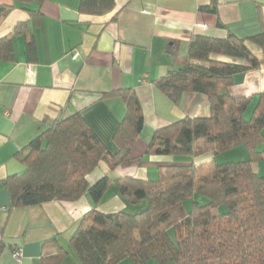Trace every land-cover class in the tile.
<instances>
[{
	"label": "trees",
	"instance_id": "16d2710c",
	"mask_svg": "<svg viewBox=\"0 0 264 264\" xmlns=\"http://www.w3.org/2000/svg\"><path fill=\"white\" fill-rule=\"evenodd\" d=\"M43 1L13 0L12 5H0V19L17 6L36 21ZM114 8V0L79 2V12L87 15H104ZM200 10L217 13V0H210ZM28 31L29 22L14 29L15 33ZM248 41L260 48L261 60L252 54ZM34 42L31 35L26 42L28 55L35 51ZM166 51L178 58L173 42ZM13 59L11 37H1L0 60ZM181 62L157 79L155 86L175 104L183 93H202L210 113L186 116L154 130L146 154L200 161L168 165L156 180L115 179L118 193L128 204L144 202L136 212L96 210L94 205L103 199L111 179L107 173L94 182L87 178L101 162L113 171L137 161L130 154L143 127V115L130 90L103 94L122 92L126 106L112 136L113 149L75 112L49 125L19 152L26 166L23 173L2 179L10 209L53 200L76 201L83 195L88 198L93 207L83 214L71 238L80 264H117L123 259L132 264H264V175L254 169L256 164H264V90L257 94L247 118L244 112L250 99L229 92L234 74L264 64V32L247 38L231 32L223 38L193 35ZM239 145L247 147L249 159L212 163L215 154ZM205 154L209 159L201 160ZM210 162L212 167L204 171ZM188 201H192L190 210ZM222 206L226 211L217 212ZM61 252L58 248L56 254L44 256L42 264H60Z\"/></svg>",
	"mask_w": 264,
	"mask_h": 264
},
{
	"label": "crops",
	"instance_id": "0c3cea01",
	"mask_svg": "<svg viewBox=\"0 0 264 264\" xmlns=\"http://www.w3.org/2000/svg\"><path fill=\"white\" fill-rule=\"evenodd\" d=\"M114 1L115 8L104 15L80 13V0H44L36 21L17 6L0 19V38L11 37L14 49L13 61L0 60V264H42V258L56 254L58 248L62 249L60 264H80L71 238L83 214L93 207L86 196L9 208L1 181L23 173L26 166L19 152L31 140L57 120L80 112L107 148L113 149L112 136L126 106L122 92L103 94L134 92L143 115V127L130 154L137 161L113 171L101 162L87 178L94 182L107 173L111 179L103 199L94 205L96 210L136 212L144 202L128 204L118 193L115 179L156 180L168 165L197 164L199 158L148 155L147 145L154 130L186 116L210 113L206 95L186 92L175 104L154 82L182 65L193 35L223 38L231 32L247 38L264 32V0H217L215 14L200 10L210 0ZM3 4L12 5L13 0H0ZM25 22H29V31L15 33V27ZM31 35L35 51L28 55L26 42ZM172 42L177 47L176 59L166 51ZM247 46L262 59L257 45L248 41ZM263 90L264 64L234 74L229 88L232 95L250 99L246 118ZM209 157L205 154L201 160ZM210 167L211 162L204 171ZM254 169L260 174L264 164ZM15 248L20 249L19 258L12 255ZM117 264L132 262L123 259Z\"/></svg>",
	"mask_w": 264,
	"mask_h": 264
},
{
	"label": "rangeland",
	"instance_id": "374dc122",
	"mask_svg": "<svg viewBox=\"0 0 264 264\" xmlns=\"http://www.w3.org/2000/svg\"><path fill=\"white\" fill-rule=\"evenodd\" d=\"M244 155H247V159H249V151L247 149V147L245 145H239L233 148H230L228 150H224L220 153L215 154V157L217 159L213 160L212 163L213 164H222V163H228V162H237V161H242L245 160L246 158L244 157ZM208 170V169H207ZM260 175H264V172H260ZM191 202L192 201H188L186 203V207L188 210H190L191 208ZM226 211L225 206L223 207H219L217 209V212H223ZM170 235H172V230L169 232ZM153 264H157L155 261H152ZM172 264V263H170Z\"/></svg>",
	"mask_w": 264,
	"mask_h": 264
},
{
	"label": "built area",
	"instance_id": "2783aa9c",
	"mask_svg": "<svg viewBox=\"0 0 264 264\" xmlns=\"http://www.w3.org/2000/svg\"><path fill=\"white\" fill-rule=\"evenodd\" d=\"M20 254H21L20 249L15 248L12 250V255L14 256V258H19Z\"/></svg>",
	"mask_w": 264,
	"mask_h": 264
}]
</instances>
